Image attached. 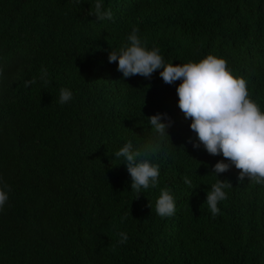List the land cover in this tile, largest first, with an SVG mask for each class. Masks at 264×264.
Masks as SVG:
<instances>
[{
  "label": "trees",
  "instance_id": "1",
  "mask_svg": "<svg viewBox=\"0 0 264 264\" xmlns=\"http://www.w3.org/2000/svg\"><path fill=\"white\" fill-rule=\"evenodd\" d=\"M97 2L0 0V264H264V185L232 166L213 217L206 194L224 158L188 143L199 142L178 108L181 81L124 78L108 61L136 28L174 66L225 59L264 112V0H99L112 20L96 19ZM158 113L173 121L170 141L150 157L156 187L137 196L115 153L151 141ZM164 188L169 217L155 210Z\"/></svg>",
  "mask_w": 264,
  "mask_h": 264
},
{
  "label": "clouds",
  "instance_id": "2",
  "mask_svg": "<svg viewBox=\"0 0 264 264\" xmlns=\"http://www.w3.org/2000/svg\"><path fill=\"white\" fill-rule=\"evenodd\" d=\"M94 15L97 20H112L111 10H103L102 4H95ZM139 30L133 28L128 35V44L108 55L109 63L116 62L117 71L124 78L134 75L150 79L157 70L165 84L171 85L179 80L176 87L178 108L185 119H191L189 128L195 133L199 143H192L194 149L201 145L212 156L222 155L211 173L217 179L206 194V203L213 217L220 214L218 203L227 199L226 188L233 187L231 182L219 179V175L228 172L232 166L239 170L238 181L245 177L258 185H264V112L253 101L248 92L247 81L236 77L228 67L227 61L214 55H207L199 62L173 65L166 63L160 49L153 46L148 49L139 38ZM47 75V70H44ZM35 81H26L28 84ZM47 82V81H45ZM73 93L62 88L59 103L71 101ZM163 121V122H162ZM155 136L139 148L128 141L115 153L116 158L123 157L126 170L131 177V189L137 196L141 189L156 187L160 175L159 165L152 163L150 157L159 149L161 143L170 141L168 129L173 121L167 114L148 117ZM184 183L191 187L192 181L185 177ZM10 187L0 181V211L8 201ZM156 213L161 217L175 214L176 202L168 188L161 190L155 205ZM118 243L128 240L126 233H119Z\"/></svg>",
  "mask_w": 264,
  "mask_h": 264
}]
</instances>
